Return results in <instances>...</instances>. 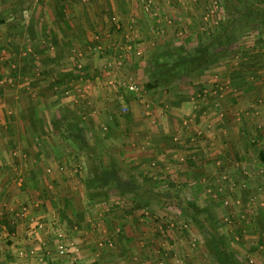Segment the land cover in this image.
Wrapping results in <instances>:
<instances>
[{"label": "crops", "instance_id": "1", "mask_svg": "<svg viewBox=\"0 0 264 264\" xmlns=\"http://www.w3.org/2000/svg\"><path fill=\"white\" fill-rule=\"evenodd\" d=\"M160 3L154 1L155 6ZM142 6V0H0V264H122L127 256L143 261L135 237L144 226L135 223L134 216L144 204L131 201L144 199L148 207L149 199L161 198V190L142 193V198L135 192L122 194L108 182V188H89L100 198V208L67 204L55 209L48 203L61 198L64 185L67 192L73 184L69 174L57 168L46 173L48 166L80 167L87 181L94 180L88 168L100 167L101 173L98 155L108 152L110 167L122 170L121 179L173 189L194 204L203 199L199 186L204 182L208 197L218 194V200L226 197L225 183L227 195L257 188L262 198L255 202L250 226L253 232L264 231V15L252 27L247 25L250 31L246 27V37L254 39L253 51L243 42L236 51L214 50L218 57L201 69L186 72L178 67L177 77L148 87L155 77L153 57L172 46L171 41L178 47L186 41L178 35L157 37L150 26L159 19L153 21ZM190 11L175 20L186 25L183 35L196 40L192 44L214 45L219 37H238L236 20L223 22L215 31L203 27L198 11ZM118 19L128 38L111 33L112 21ZM98 33L111 34L99 42ZM130 33L140 37L132 40ZM138 39L142 42L137 54ZM103 53L109 55L107 62ZM134 82L143 93L129 89ZM92 151L93 158L86 159L84 153ZM77 153L79 160L74 159ZM52 180L58 189L49 192L45 184ZM24 204L31 209L32 221L39 214L54 227V238L49 235L52 239L46 241L41 235L42 243L30 241L31 233L18 222ZM62 214L67 219L63 224ZM107 242L119 250L104 251ZM255 244L263 245L264 235ZM60 246L68 249L66 254H59Z\"/></svg>", "mask_w": 264, "mask_h": 264}, {"label": "rangeland", "instance_id": "2", "mask_svg": "<svg viewBox=\"0 0 264 264\" xmlns=\"http://www.w3.org/2000/svg\"><path fill=\"white\" fill-rule=\"evenodd\" d=\"M154 1L155 0H142L143 6L140 8L141 10L144 9L146 13H149L148 15L153 18V21L159 19V22H157L159 24H155L154 28L153 26H150V29L155 31L157 37L163 36V38L167 39L168 37H173L174 35L181 36L182 38H179V40L186 41V45L183 43V47H185L187 52H191V49L194 47V45L197 44L192 43L196 40L190 42L187 36L185 37L186 33L183 29L186 27V25H181L180 23H177L175 17L182 16L186 18L185 16H187L190 10L191 13L198 11L199 13L196 15H198L200 23L204 24L203 27H206L207 25L208 27L212 26L215 31L220 29L223 22L232 24L234 20L237 21V25H235V23L233 22V27H236L237 31L235 32V37L236 35L238 37L233 39V37L230 35L229 37H231L232 39L228 40L226 38L223 39L219 37V39L214 42L212 51H221V49L222 51H224V49H232L231 47L234 48L232 49L233 51H236L241 42L246 44L248 43L245 46L246 49H249V51H253L251 42L254 41V39L246 37V27L247 25H250L251 27L255 25L256 18L260 21L261 16L264 15V6L262 5V1L264 0H162V4L160 3L157 6L154 5ZM239 1H246L248 2V4L257 5V7L250 6L249 8H244V6L239 3ZM148 4L152 7L149 8ZM191 5H193V7ZM154 6L156 8H154ZM8 9L15 10L14 7ZM8 9H5V12L8 11ZM2 13L3 12H0V21L4 20L1 17ZM258 13H261V15H258ZM216 21L217 23H215ZM112 23V34L119 37L123 36L124 38H128V36H126L128 30L124 29L123 21L118 19L112 21ZM12 24L14 23L12 22ZM247 28L248 31H250V27ZM131 29L132 28H130V30ZM188 29H192L194 31L196 30V28ZM239 32H241V34H239ZM111 33H107V36L98 33L96 35L98 37L95 36V41L103 42V40L109 37V34ZM250 35H252V33H250ZM129 36H131L132 40H135L140 37V35L136 36L132 33H130ZM119 40L120 39L118 38L117 43H119ZM134 42V48L138 54V49L140 47L137 44L142 42V40L138 39ZM189 42L191 45L189 44ZM171 44L175 45L174 41H171ZM103 45L101 44L102 47ZM102 49L103 52H105L104 48ZM105 53H103L101 57H104ZM153 53L154 52L151 53V56H153ZM97 57L98 56H96V58ZM105 57L107 58H104V61L107 62L106 60H109V55ZM143 57L145 56L142 55L141 58ZM90 62L92 65L97 64L95 63V59H91ZM108 69L112 70L113 67H109ZM135 84H138L141 87L138 82H136ZM140 92L143 93L142 87ZM84 154L85 156L87 155L85 158L90 160L91 158H93L92 154H94V152H85ZM107 154L101 156L98 155L101 160L100 165L103 168L105 167V169L110 167L112 164L111 153L108 152ZM76 158L77 160H79L78 158H80V155L78 153L74 155V159ZM64 166L63 164H59L57 167L54 168L48 166V168L46 169V173H53L55 168H57V170L61 173H64V175L69 174V176L66 177L71 178V180H73V184L68 185V187H70L69 191L72 192V196H70V194L68 193L69 191H64V188H66V186L64 185L61 189L62 191H60L59 194L61 198H57V200L51 199V201H48L49 205L51 207H54L55 209L67 208V204H71L75 209L84 208L85 210H88L90 208H100L101 205H97V203H100V198L95 197L94 192L89 191V188L95 187L96 184L94 182H90V185L87 184L86 181L90 178L83 171V168L80 169L79 167L78 169H76L75 167L70 168ZM184 167L188 169V167ZM98 169L100 170V167L97 168V170ZM88 172H91L93 174L92 169L88 168ZM261 173L262 176H264V168L261 169ZM53 181L54 180L49 182L47 181L48 183L45 184V188L49 192L53 191V189H58L57 185H55V182ZM109 184L110 183H108V185ZM205 185L207 184H205L204 182V184L199 186V193H202L203 199L195 200L194 204L193 200L189 199L187 195L184 194L181 197L180 192H175V190L173 189L165 187H161L162 189H159L156 184H144V187H151L153 190L156 188V191L161 190L162 193L161 198H158V196H154L155 199H153L151 195L152 200H148V207L145 205L144 199L131 201V203L134 205L135 203L138 205L144 204V208L142 207L144 211L141 210L142 212H136L137 215L134 216V222H141L142 227L144 226V229L141 228V230H144V234L141 230H138L137 232L138 234L140 232V235L139 237H135V244L138 250V256L144 259L148 257V262L144 261L143 259V261L145 262L144 264H217L213 259L215 247L211 246L212 244L210 242V239L213 235H217L218 233L225 237V246L228 249L229 253H231L232 255L230 256V258H232L233 263L264 264V244H255V242L259 239L260 235H264V231L262 232V234H260V230L257 232H253V229H251L250 226L251 222H253L254 220V215L251 212H255V202L260 201L262 198L259 195L262 194L261 191L259 192L257 188L256 192L248 189L249 192L248 190H244V193H242L241 196L237 194H235V196L231 194V196L229 195L230 193H228V195L225 193L229 192V184L225 183L226 191H222V194L226 197L218 200L217 198L221 197L218 194L217 197L214 196V194H212L213 198L208 197L209 191H205ZM220 185L223 186L224 184ZM251 185L252 187L254 186L253 184ZM101 186H103V183H101ZM109 188H112V186H110ZM208 188L213 191V187L209 186V184L207 186V189ZM153 190H151V192L155 193ZM238 190L241 191L239 187ZM262 190L264 191V188H262ZM51 197L54 196L51 195ZM179 197H181V199H179ZM157 199H159V201ZM237 199L240 201L236 202ZM68 201L70 203H68ZM42 206H46V204L43 203ZM146 208L148 211L145 210ZM30 210V207L24 204L21 206L19 212V215L21 217V220L18 221L19 225L24 223L23 228L27 227V232L29 231L32 235L30 238L31 240L26 237L25 241L28 242L29 240H37L42 243L41 235L44 236L43 238L46 241L52 239L51 237L48 238V236H53V232L55 233V231H53L54 227H48V222L45 221V218L39 214L37 216L35 214V217L33 218L34 220L32 221V217L30 218L29 216ZM22 212L24 213L23 215L21 214ZM65 217V214H62V224L65 222L64 220H67ZM25 220H29V223L26 224ZM39 224H42V226H39ZM257 227L261 228L263 227V224H258ZM121 231L119 230V232ZM111 241L113 240L111 239ZM110 242L105 243L108 247L103 248L104 251H108L109 253H111L114 252V250H119V248L115 249V247H109L111 245ZM67 250L68 249H66L64 254H66ZM143 252L144 255H142ZM59 254L62 255L60 251ZM124 260L125 261L123 262L127 261L128 264H143L142 260H131L129 256L125 257ZM123 262L122 264H124ZM118 263L119 262L115 264Z\"/></svg>", "mask_w": 264, "mask_h": 264}, {"label": "trees", "instance_id": "3", "mask_svg": "<svg viewBox=\"0 0 264 264\" xmlns=\"http://www.w3.org/2000/svg\"><path fill=\"white\" fill-rule=\"evenodd\" d=\"M212 47L213 45L207 41L199 42L194 47L195 49L191 50V52H187L185 47H178L173 45L169 46L165 51H162L161 53L153 57V60L155 62V77L154 80L148 84V87H156L161 81H168L171 77H177L179 73L178 70L176 71V68L178 69V67H183L184 71L186 72L194 71L198 68L201 69L202 66L208 64L216 57H218L217 54L212 51ZM97 168L98 167L95 166L94 169H92L96 179L88 180V185L91 184L90 182H94L96 185L99 182H103V184L107 186L108 182H114L118 186L122 194H124L125 192H135L140 196L142 193L145 195L149 194L151 190H153L151 188V185V187L146 188L144 187V184L138 183L135 178L131 177L128 180L121 179L122 170L117 167V165L108 167L107 169H105L104 167L102 168L103 171H101V173L98 171L99 169L97 170ZM96 185L94 189H98L97 186L101 188V183H99L97 186ZM224 239L225 237L219 233L217 235H213L210 239V242L212 244L211 246L215 247L213 259L217 264H235L233 263L232 258H230V256L232 255L226 248Z\"/></svg>", "mask_w": 264, "mask_h": 264}, {"label": "built area", "instance_id": "4", "mask_svg": "<svg viewBox=\"0 0 264 264\" xmlns=\"http://www.w3.org/2000/svg\"><path fill=\"white\" fill-rule=\"evenodd\" d=\"M128 87L131 91H134V92L141 91V87L135 83L130 84ZM24 210H25V208H24ZM21 214L23 215L24 213L22 212ZM39 226H42V224H39ZM58 249H59L60 253H62V254L65 253V251H66L65 247H63V246H60Z\"/></svg>", "mask_w": 264, "mask_h": 264}]
</instances>
